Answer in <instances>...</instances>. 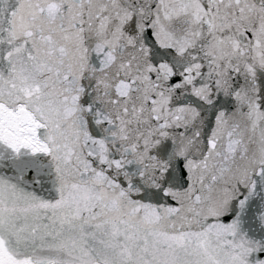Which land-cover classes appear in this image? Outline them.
I'll list each match as a JSON object with an SVG mask.
<instances>
[{"label": "snow or ice", "instance_id": "6c2138e0", "mask_svg": "<svg viewBox=\"0 0 264 264\" xmlns=\"http://www.w3.org/2000/svg\"><path fill=\"white\" fill-rule=\"evenodd\" d=\"M0 264H264V0H0Z\"/></svg>", "mask_w": 264, "mask_h": 264}]
</instances>
